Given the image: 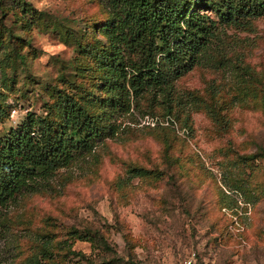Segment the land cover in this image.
<instances>
[{"label": "rangeland", "instance_id": "1", "mask_svg": "<svg viewBox=\"0 0 264 264\" xmlns=\"http://www.w3.org/2000/svg\"><path fill=\"white\" fill-rule=\"evenodd\" d=\"M0 2V139L29 112L61 120L62 92L103 128L0 208L1 264H87L69 247L109 264H264V157L242 159L264 150V15L229 24L202 8L213 36L170 100L146 92L122 111L107 108L106 0Z\"/></svg>", "mask_w": 264, "mask_h": 264}, {"label": "trees", "instance_id": "2", "mask_svg": "<svg viewBox=\"0 0 264 264\" xmlns=\"http://www.w3.org/2000/svg\"><path fill=\"white\" fill-rule=\"evenodd\" d=\"M0 7L7 11L2 2ZM106 7L109 20L103 32L111 46L106 75L112 93L107 108L122 111L146 92H162L170 100L174 79L192 68L213 36L216 21L201 13L202 8L210 7L219 22L229 24L264 15V0H106ZM60 98L61 120L57 122L49 107L44 117L29 112L20 127L0 139V208L18 194L34 192L54 171L67 166L78 150H90L102 135L103 128L92 121L80 98L65 92ZM256 157H264V150L242 159ZM138 171L128 172L138 175ZM67 233L112 251L98 231L86 230L84 237L73 228ZM67 255L80 256L87 264H109L104 258L94 262L70 247Z\"/></svg>", "mask_w": 264, "mask_h": 264}, {"label": "built area", "instance_id": "3", "mask_svg": "<svg viewBox=\"0 0 264 264\" xmlns=\"http://www.w3.org/2000/svg\"><path fill=\"white\" fill-rule=\"evenodd\" d=\"M184 263L185 264H192V261H191V259H189V260L185 261Z\"/></svg>", "mask_w": 264, "mask_h": 264}]
</instances>
